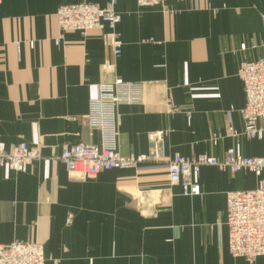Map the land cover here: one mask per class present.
<instances>
[{
  "label": "crops",
  "instance_id": "0c3cea01",
  "mask_svg": "<svg viewBox=\"0 0 264 264\" xmlns=\"http://www.w3.org/2000/svg\"><path fill=\"white\" fill-rule=\"evenodd\" d=\"M111 3L0 0V145L41 152L25 173L0 166V244H41L46 264H264L234 258L226 226V194L264 187V175L204 167L201 195L188 197L165 164L76 182L59 160L66 146L101 143L84 120L99 85L117 79L141 87L139 104L118 108L123 156L148 154L149 136L166 131L167 158L231 148L264 158V139L243 135L238 76L244 60L264 58V0H115L118 57L108 28L62 32L55 20L64 5Z\"/></svg>",
  "mask_w": 264,
  "mask_h": 264
},
{
  "label": "built area",
  "instance_id": "2783aa9c",
  "mask_svg": "<svg viewBox=\"0 0 264 264\" xmlns=\"http://www.w3.org/2000/svg\"><path fill=\"white\" fill-rule=\"evenodd\" d=\"M169 0H136L140 8L164 6ZM195 3L198 0H188ZM115 0L106 8L96 4L64 5L55 13V20L62 32L88 34L94 30L108 28L112 53H122V41L117 32L121 16L115 11ZM59 42V41H58ZM242 49L245 46L242 45ZM238 76L243 82L246 104L241 110L243 135L264 139V58L257 61L244 60ZM140 85L117 79L99 85L98 96L89 102V111L84 123L101 133V143L66 146L59 160L64 164L68 178L84 182L109 170L135 169L144 164H165L169 171L171 185H180L182 194L188 197L201 195L197 179L204 167H215L231 174L252 173L264 175V158L243 157L231 148L223 159L212 156H198L185 159L180 155L167 158L164 155L166 131L149 136L151 148L148 154L123 156L119 151L118 129L120 119L118 108L140 102ZM233 137H238L230 130ZM217 144L216 141L213 142ZM41 152L22 143L11 151L0 145V166L16 173H25L37 160ZM226 226L228 228L229 251L234 258L254 261L264 257V187L251 191H235L226 194ZM0 264H46L44 248L36 242H14L0 244Z\"/></svg>",
  "mask_w": 264,
  "mask_h": 264
},
{
  "label": "rangeland",
  "instance_id": "374dc122",
  "mask_svg": "<svg viewBox=\"0 0 264 264\" xmlns=\"http://www.w3.org/2000/svg\"><path fill=\"white\" fill-rule=\"evenodd\" d=\"M36 162V161H35Z\"/></svg>",
  "mask_w": 264,
  "mask_h": 264
}]
</instances>
